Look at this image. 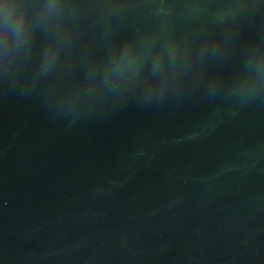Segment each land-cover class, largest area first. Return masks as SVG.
I'll return each mask as SVG.
<instances>
[{"label":"water","instance_id":"1","mask_svg":"<svg viewBox=\"0 0 264 264\" xmlns=\"http://www.w3.org/2000/svg\"><path fill=\"white\" fill-rule=\"evenodd\" d=\"M0 264H264V0H0Z\"/></svg>","mask_w":264,"mask_h":264},{"label":"clouds","instance_id":"2","mask_svg":"<svg viewBox=\"0 0 264 264\" xmlns=\"http://www.w3.org/2000/svg\"><path fill=\"white\" fill-rule=\"evenodd\" d=\"M3 20H4V23L6 26H8L10 24V20H11V15H12V10L11 9H6L4 12H3ZM20 29V26L17 25V31H19Z\"/></svg>","mask_w":264,"mask_h":264}]
</instances>
